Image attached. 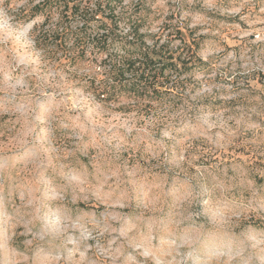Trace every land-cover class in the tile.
Returning a JSON list of instances; mask_svg holds the SVG:
<instances>
[{
    "label": "rangeland",
    "instance_id": "1",
    "mask_svg": "<svg viewBox=\"0 0 264 264\" xmlns=\"http://www.w3.org/2000/svg\"><path fill=\"white\" fill-rule=\"evenodd\" d=\"M32 3L0 0V264H264V0H121L172 67L143 100Z\"/></svg>",
    "mask_w": 264,
    "mask_h": 264
},
{
    "label": "trees",
    "instance_id": "2",
    "mask_svg": "<svg viewBox=\"0 0 264 264\" xmlns=\"http://www.w3.org/2000/svg\"><path fill=\"white\" fill-rule=\"evenodd\" d=\"M120 1L35 0L25 21L42 15L35 43L52 39L54 47L79 51L102 69L92 89L99 98L122 91L139 100L155 93H173L175 82H166L165 75L171 72L172 67H166L169 61L157 53L155 45L146 43L132 15L117 10ZM72 21L80 26H73Z\"/></svg>",
    "mask_w": 264,
    "mask_h": 264
}]
</instances>
